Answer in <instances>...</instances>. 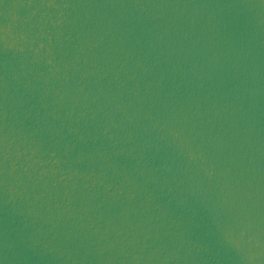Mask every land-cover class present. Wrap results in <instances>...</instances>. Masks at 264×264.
<instances>
[{"label":"water","instance_id":"95a60500","mask_svg":"<svg viewBox=\"0 0 264 264\" xmlns=\"http://www.w3.org/2000/svg\"><path fill=\"white\" fill-rule=\"evenodd\" d=\"M0 264H264V0H0Z\"/></svg>","mask_w":264,"mask_h":264}]
</instances>
